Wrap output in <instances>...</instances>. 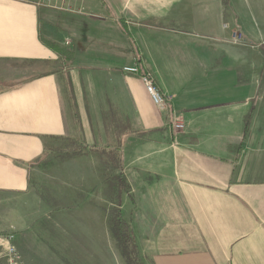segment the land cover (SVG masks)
<instances>
[{
  "label": "crops",
  "instance_id": "obj_1",
  "mask_svg": "<svg viewBox=\"0 0 264 264\" xmlns=\"http://www.w3.org/2000/svg\"><path fill=\"white\" fill-rule=\"evenodd\" d=\"M256 9L264 0H0V193L32 202L9 213L24 216L8 234L27 264H76L55 255L81 239H59L58 201L97 214L92 157L70 162L71 194L45 189L67 163L47 169L44 156L66 138L121 143L122 217L133 201L152 264H264V53L234 40L237 28L254 41ZM140 75L171 99L166 112Z\"/></svg>",
  "mask_w": 264,
  "mask_h": 264
},
{
  "label": "rangeland",
  "instance_id": "obj_2",
  "mask_svg": "<svg viewBox=\"0 0 264 264\" xmlns=\"http://www.w3.org/2000/svg\"><path fill=\"white\" fill-rule=\"evenodd\" d=\"M255 14L259 17L256 18V21H252L248 24L251 31L254 32L256 38L254 41H250L246 38L243 34V29H234V40L236 43H240L243 46L257 48V45L261 44V47H264V14H262V10H254ZM243 23V22H242ZM241 28V27H240ZM236 38L241 39V41H237ZM64 49L69 47L64 46ZM263 79V78H262ZM263 81V80H261ZM179 116V115H176ZM66 143L61 142L57 145V148L65 147ZM117 145V143L115 144ZM114 145V146H115ZM70 147L71 144L67 145L66 148ZM106 147V146H104ZM109 147V146H107ZM64 155V152H61ZM57 155V154H56ZM92 157L91 159L97 162L99 173L103 177V183L98 185L97 188V196L98 199L96 201L97 204V214L95 217L88 216L90 206L88 203L82 202L81 210L77 211V214L72 210L73 202L70 200H64L60 202L64 205V208L61 210V214L58 215V226H59V239L62 241L67 242L69 239H72V231L79 230L81 239H80V247L75 248H59L55 252V255L63 259L64 263L66 261L71 262L73 259H76V264H128L126 258H124L123 254L124 249L131 253V245L126 240L127 236L125 237L126 232H124V226L127 227L129 231H131L132 235L134 236V243L136 245L135 240V232L132 231V227L130 225L132 218L129 216V212L132 210V205L134 202L128 200L125 202V216L122 217V210H121V202L118 203V198L124 197L126 198L127 192L130 191L127 188L128 183L126 181V175L124 174V165L121 169V174L125 180V189L118 195V191L110 188V182H115L116 184V177L119 175L118 171L114 172H106L107 168L105 169L101 164L100 158L98 156H81V157H74L67 161H62V163H56L52 166H48L47 169L55 168L57 166H62V164L67 165L58 172L57 176H51L50 178H46L47 183L45 187L48 189L53 190L54 192H58L56 194L64 193V194H71L73 192L72 188L73 185L71 183L73 169L70 162L73 161H82ZM136 158V155H131L129 157L130 162H133ZM55 157L50 156L49 161H54ZM55 162V161H54ZM69 163V164H68ZM88 167V166H87ZM52 181L55 184L52 186ZM57 182V183H56ZM51 183V185H48ZM78 184L77 182H75ZM129 187V186H128ZM46 189V190H48ZM81 192V191H80ZM63 194V195H64ZM25 206L31 208L32 202L31 200L27 203L23 197H18L14 195H10L7 193H0V264H7L6 263V248H7V237H8V230L10 227V223L16 219V226L18 229H22L24 227V216L19 217L18 215L22 213L24 215ZM10 211L13 214L16 212L18 215L10 216ZM74 212V213H73ZM12 215V214H11ZM28 220H31L29 218ZM114 233L116 235H114ZM13 236L14 234L11 233ZM117 236V238H116ZM118 237L120 240H118ZM125 237V238H124ZM14 244V243H13ZM15 245V244H14ZM16 246V245H15ZM128 247V249H126ZM137 248V247H136ZM19 251V250H18ZM138 255L140 257V264H152V260L149 256L143 252V250H138ZM135 253V252H134ZM23 256V255H22ZM132 258L133 264H137L134 255H129V258ZM26 263V262H25ZM27 264V263H26ZM69 264V263H66ZM75 264V263H74Z\"/></svg>",
  "mask_w": 264,
  "mask_h": 264
},
{
  "label": "trees",
  "instance_id": "obj_3",
  "mask_svg": "<svg viewBox=\"0 0 264 264\" xmlns=\"http://www.w3.org/2000/svg\"><path fill=\"white\" fill-rule=\"evenodd\" d=\"M261 50L264 53V47L261 48ZM56 52L61 56L64 57L65 60H68L70 62L72 60L73 54L72 51L69 49H57ZM64 143H66L65 147L63 148H55L54 151H51L49 154H45L44 160L42 161V165L44 167L52 166L56 163H62V161H67L74 157H81V156H98L100 158L101 164L107 171L114 172L118 171L119 175L116 177V184L115 182H110V188H113L114 190L118 191V195L124 191L125 189V181L121 174L122 169V145L121 143H118L117 145L113 147H104V146H96V145H86L80 141L73 140L66 138L63 140ZM71 144V148H66L67 145ZM61 152H64V155L61 154ZM57 154V155H56ZM50 156L55 157V162L49 161ZM118 198V203L120 202ZM124 232H126L125 237L127 236V241L131 245V253L124 249L123 256L126 258L128 264H133L132 258H129V255H134L136 259L137 264H140V257L137 252L136 245L134 243V236L132 235L131 231L127 229L126 226H124ZM114 235H116L114 233ZM124 237V238H125ZM117 238V236H116ZM118 237V240H120ZM128 249V247H126ZM135 252V253H134Z\"/></svg>",
  "mask_w": 264,
  "mask_h": 264
},
{
  "label": "built area",
  "instance_id": "obj_4",
  "mask_svg": "<svg viewBox=\"0 0 264 264\" xmlns=\"http://www.w3.org/2000/svg\"><path fill=\"white\" fill-rule=\"evenodd\" d=\"M17 1H26V0H17ZM46 5H52L53 0H44ZM237 41H241V39L236 38ZM68 44V42H66ZM125 71L133 74H138L137 68H127ZM140 82L144 86L153 106L159 113L166 112L169 107V103L171 99L161 94L154 86L151 78L148 75H140ZM171 129L174 135H180L184 132L185 125L180 116H174L171 120ZM7 240V252H6V263L7 264H26L24 258L18 248L13 244L14 236L9 234L6 238Z\"/></svg>",
  "mask_w": 264,
  "mask_h": 264
}]
</instances>
